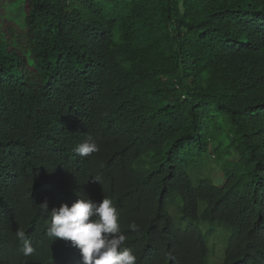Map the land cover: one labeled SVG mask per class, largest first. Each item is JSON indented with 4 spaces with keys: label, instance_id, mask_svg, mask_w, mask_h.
Here are the masks:
<instances>
[{
    "label": "trees",
    "instance_id": "16d2710c",
    "mask_svg": "<svg viewBox=\"0 0 264 264\" xmlns=\"http://www.w3.org/2000/svg\"><path fill=\"white\" fill-rule=\"evenodd\" d=\"M105 197L136 264H212L224 226L264 264V0H0V264H84L40 205Z\"/></svg>",
    "mask_w": 264,
    "mask_h": 264
},
{
    "label": "clouds",
    "instance_id": "9594fccd",
    "mask_svg": "<svg viewBox=\"0 0 264 264\" xmlns=\"http://www.w3.org/2000/svg\"><path fill=\"white\" fill-rule=\"evenodd\" d=\"M74 151L87 157L98 152L99 146L92 140H86L78 144ZM40 207L50 215L48 237L70 241L73 247L79 249L84 264H136L137 257L125 247L126 237L121 233L119 213L111 199L105 197L101 202H95L90 198H80L71 206L65 203L50 211L46 203ZM128 227L132 231L139 229L135 222ZM15 238L23 255L30 256L34 249L25 231L18 228Z\"/></svg>",
    "mask_w": 264,
    "mask_h": 264
},
{
    "label": "rangeland",
    "instance_id": "374dc122",
    "mask_svg": "<svg viewBox=\"0 0 264 264\" xmlns=\"http://www.w3.org/2000/svg\"><path fill=\"white\" fill-rule=\"evenodd\" d=\"M221 142V137L218 138L217 141L211 142L210 144V150L212 151L215 149L218 144ZM223 163L215 160L213 158H207L205 167L201 170L202 175L206 177L213 178V181L215 184L223 185L225 183V175L223 172ZM198 183V182H197ZM172 210L175 213L176 212V205L172 206ZM207 224L200 225L203 227L205 233H206V226ZM219 224L214 225L218 226ZM221 225V224H220ZM208 226V225H207ZM224 226V225H221ZM226 229H219V232L214 234L212 237L209 238V248L211 252V263L212 264H222L223 258L225 255V249L227 247V243L229 240V237L232 233V230L226 226H224Z\"/></svg>",
    "mask_w": 264,
    "mask_h": 264
}]
</instances>
